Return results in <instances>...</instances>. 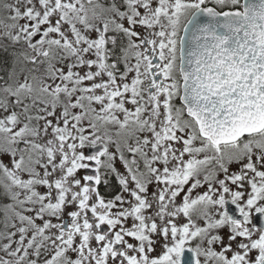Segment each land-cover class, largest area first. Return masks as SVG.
Returning <instances> with one entry per match:
<instances>
[{
    "label": "snow or ice",
    "instance_id": "snow-or-ice-1",
    "mask_svg": "<svg viewBox=\"0 0 264 264\" xmlns=\"http://www.w3.org/2000/svg\"><path fill=\"white\" fill-rule=\"evenodd\" d=\"M0 264H264V0H0Z\"/></svg>",
    "mask_w": 264,
    "mask_h": 264
}]
</instances>
